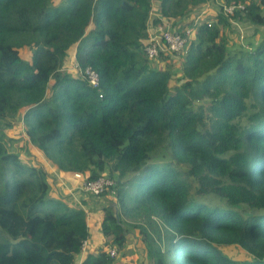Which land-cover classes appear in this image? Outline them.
<instances>
[{
    "label": "trees",
    "instance_id": "16d2710c",
    "mask_svg": "<svg viewBox=\"0 0 264 264\" xmlns=\"http://www.w3.org/2000/svg\"><path fill=\"white\" fill-rule=\"evenodd\" d=\"M51 1L0 0V120L21 111L27 141L62 174L115 181L95 196L116 205L102 208V244L79 264L115 263L107 248L126 246L122 215L148 264H264V36L230 51L222 34L229 19L264 26V0H218L211 18H191L171 84L169 67H151L143 50L152 0ZM202 3L158 0L155 10L180 30ZM72 53L97 72L96 87L68 70ZM165 153L186 164L195 193L169 162L150 161ZM50 181L0 143V264H75L86 211L51 196ZM228 245L247 257L231 258Z\"/></svg>",
    "mask_w": 264,
    "mask_h": 264
},
{
    "label": "rangeland",
    "instance_id": "374dc122",
    "mask_svg": "<svg viewBox=\"0 0 264 264\" xmlns=\"http://www.w3.org/2000/svg\"><path fill=\"white\" fill-rule=\"evenodd\" d=\"M52 3L55 0L51 1ZM218 0H206L205 3L200 4L197 7L190 8L191 11L187 15L186 20L181 22V28H190L191 35L190 39L194 36V18L196 21H201L205 18H211L216 12L220 10L222 3ZM229 25L223 28V36L227 41V47L230 51L237 49H251L253 48L260 39L264 36V26H257L245 20L229 19ZM170 23V22H169ZM183 23V24H182ZM30 49L28 47H21L19 49L20 56L23 58H29ZM178 53H162L156 58L150 59L149 64L151 67L162 68L166 64L170 72L172 73V81H178L180 75V54ZM204 100L200 101L202 103ZM0 143L4 145L8 151L15 152L19 155L24 163L41 167L50 175L52 181H50L51 192L50 195L55 198H60L67 205L71 207H80L85 205L87 224L90 230V238L88 239V247L91 250H95L102 244L101 232L99 229V222L101 219V213L103 206H110L116 211V205L112 194L104 195L101 197H95L88 194L82 193L75 186L78 181L73 177L62 174L59 172L54 165L47 160L35 147L27 141V137L24 134V128L22 125V112L16 113L11 117H6L0 120ZM169 154H164V159ZM159 156H154L157 158ZM152 158V159H153ZM155 164L160 165L164 162H169V165L178 169L181 176L184 177L188 183H191V191L195 193L196 185L191 181L187 175V166L184 163H177L174 158L169 160H150ZM134 175H129V181ZM126 180V178H125ZM191 181V182H190ZM68 187L72 189L68 191ZM128 192H132V189L126 185L125 187ZM195 195V194H194ZM197 196V195H195ZM208 203L222 204V201L218 198L210 196L204 197ZM125 219L124 227L126 229V246L125 248L114 258V264H148L144 247L139 239L136 227H134L135 221L131 218L122 215ZM222 250L227 253L233 259H242L247 257V253L244 252L240 247L235 245L224 246ZM77 260V257H76Z\"/></svg>",
    "mask_w": 264,
    "mask_h": 264
},
{
    "label": "built area",
    "instance_id": "2783aa9c",
    "mask_svg": "<svg viewBox=\"0 0 264 264\" xmlns=\"http://www.w3.org/2000/svg\"><path fill=\"white\" fill-rule=\"evenodd\" d=\"M151 1V8L149 11L148 19V31L149 39L145 44L143 50L147 58L154 59L160 51L180 52L189 43L191 29L181 28L175 30L170 26V23L161 18L157 12L154 11L155 6ZM235 7L243 8L242 4H223L222 8L225 13H231ZM158 18L159 21L151 23V19ZM68 70L76 72L82 76L89 85L96 87L98 85V74L90 66L80 67L75 60L74 53L71 54L69 59ZM72 177L78 181L75 188H78L82 193L91 196H99L104 192H114L113 186L115 181L107 176L100 175L96 178L86 179V177L80 172H74ZM88 247V240L85 239L81 243L80 254H84ZM110 256L114 257L118 255L117 248L110 246L107 248Z\"/></svg>",
    "mask_w": 264,
    "mask_h": 264
},
{
    "label": "crops",
    "instance_id": "0c3cea01",
    "mask_svg": "<svg viewBox=\"0 0 264 264\" xmlns=\"http://www.w3.org/2000/svg\"><path fill=\"white\" fill-rule=\"evenodd\" d=\"M153 1V5L156 7V4H157V2H158V0H152ZM206 1V0H205ZM154 11H155V9H154ZM156 12V11H155ZM178 27H180L181 28V24L180 25H178ZM72 188L71 187H68V191L70 192V190H71ZM81 208H84V210L86 209L85 208V205H82V206H80ZM86 211V210H85ZM102 236H100V238H101ZM90 238V230H89V237H88V239ZM102 241H103V239H102ZM89 242V241H88ZM87 250V249H86ZM90 250V249H89ZM83 255L84 254H78V255H76L75 256V259H74V261H75V264H79V262H80V260L82 259V257H83ZM76 257H77V260H76Z\"/></svg>",
    "mask_w": 264,
    "mask_h": 264
}]
</instances>
